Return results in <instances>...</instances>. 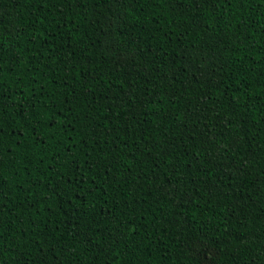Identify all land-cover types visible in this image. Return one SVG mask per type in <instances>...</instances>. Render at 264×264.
Masks as SVG:
<instances>
[{
    "label": "trees",
    "instance_id": "trees-1",
    "mask_svg": "<svg viewBox=\"0 0 264 264\" xmlns=\"http://www.w3.org/2000/svg\"><path fill=\"white\" fill-rule=\"evenodd\" d=\"M0 264H264V0H0Z\"/></svg>",
    "mask_w": 264,
    "mask_h": 264
},
{
    "label": "snow or ice",
    "instance_id": "snow-or-ice-1",
    "mask_svg": "<svg viewBox=\"0 0 264 264\" xmlns=\"http://www.w3.org/2000/svg\"><path fill=\"white\" fill-rule=\"evenodd\" d=\"M3 65H0V68H2ZM0 132H2V126H0Z\"/></svg>",
    "mask_w": 264,
    "mask_h": 264
}]
</instances>
